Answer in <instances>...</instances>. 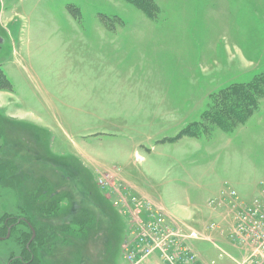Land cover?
<instances>
[{"label":"rangeland","instance_id":"1","mask_svg":"<svg viewBox=\"0 0 264 264\" xmlns=\"http://www.w3.org/2000/svg\"><path fill=\"white\" fill-rule=\"evenodd\" d=\"M222 191L264 196V0H0V264H125L118 193L232 264Z\"/></svg>","mask_w":264,"mask_h":264},{"label":"built area","instance_id":"2","mask_svg":"<svg viewBox=\"0 0 264 264\" xmlns=\"http://www.w3.org/2000/svg\"><path fill=\"white\" fill-rule=\"evenodd\" d=\"M111 187L118 192L117 184L112 182ZM118 194V204L128 218L127 235L122 244L125 264H146L152 256H157L162 264H218L203 261L193 248L192 243L199 240L215 245L210 238L193 230L184 233L147 202ZM211 204L228 211L230 227L226 238L241 255L240 261L228 256L229 261L264 264V196L246 205L234 193L222 191L217 202Z\"/></svg>","mask_w":264,"mask_h":264},{"label":"trees","instance_id":"3","mask_svg":"<svg viewBox=\"0 0 264 264\" xmlns=\"http://www.w3.org/2000/svg\"><path fill=\"white\" fill-rule=\"evenodd\" d=\"M240 105H241V104H240ZM241 106H242V105H241ZM21 223H24V224H25V225H27V226L29 225V223H27V222L20 221L18 224H16V226H15V225H13L11 229H14V228H15V229H16V231H17V230H18V228H17V227H18V225H19V224H21ZM28 228H29V227H28Z\"/></svg>","mask_w":264,"mask_h":264},{"label":"water","instance_id":"4","mask_svg":"<svg viewBox=\"0 0 264 264\" xmlns=\"http://www.w3.org/2000/svg\"><path fill=\"white\" fill-rule=\"evenodd\" d=\"M28 227L30 228V230H31V234H32V236H31V240L34 238V230L32 229V227L30 226V225H28ZM8 233H7V237H8Z\"/></svg>","mask_w":264,"mask_h":264},{"label":"crops","instance_id":"5","mask_svg":"<svg viewBox=\"0 0 264 264\" xmlns=\"http://www.w3.org/2000/svg\"><path fill=\"white\" fill-rule=\"evenodd\" d=\"M176 212H178V211H176ZM166 213H167L168 215L174 216L171 212H169V211H167V210H166Z\"/></svg>","mask_w":264,"mask_h":264},{"label":"flooded vegetation","instance_id":"6","mask_svg":"<svg viewBox=\"0 0 264 264\" xmlns=\"http://www.w3.org/2000/svg\"><path fill=\"white\" fill-rule=\"evenodd\" d=\"M11 229V228H10ZM10 232V231H9ZM8 231H7V233H9Z\"/></svg>","mask_w":264,"mask_h":264}]
</instances>
